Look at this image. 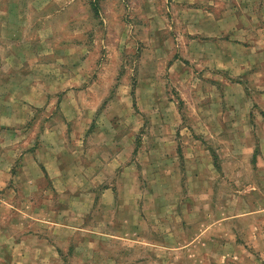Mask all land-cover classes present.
I'll return each mask as SVG.
<instances>
[{"label":"rangeland","instance_id":"1","mask_svg":"<svg viewBox=\"0 0 264 264\" xmlns=\"http://www.w3.org/2000/svg\"><path fill=\"white\" fill-rule=\"evenodd\" d=\"M0 264H264V0H0Z\"/></svg>","mask_w":264,"mask_h":264},{"label":"crops","instance_id":"2","mask_svg":"<svg viewBox=\"0 0 264 264\" xmlns=\"http://www.w3.org/2000/svg\"><path fill=\"white\" fill-rule=\"evenodd\" d=\"M43 171H44V172H43ZM43 171H42L43 173H45V171H46V173L48 174V176H49L50 179H52V178L54 179V176L51 177V175H50V173L48 172V169H47V168L45 169V167H44ZM47 174H46V175H47ZM53 179H52V180H53ZM52 186H55V183H54V182H52ZM56 249H57V248H55V250H56Z\"/></svg>","mask_w":264,"mask_h":264}]
</instances>
